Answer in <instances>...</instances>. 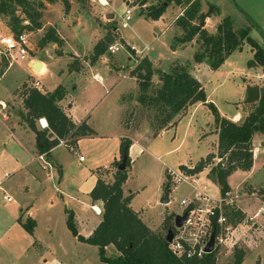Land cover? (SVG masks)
I'll return each instance as SVG.
<instances>
[{
  "label": "rangeland",
  "instance_id": "rangeland-1",
  "mask_svg": "<svg viewBox=\"0 0 264 264\" xmlns=\"http://www.w3.org/2000/svg\"><path fill=\"white\" fill-rule=\"evenodd\" d=\"M37 1L39 0H28L32 3L31 6H37ZM41 1L44 3L43 7L38 8L41 12V27L35 30H25L33 43V50L28 51L23 60H16L11 64L2 80L0 94L4 93L3 88L5 87L10 93L11 88L17 86L16 84H18L24 72L29 73L27 63L34 57L43 59H53L55 57L60 66L64 65V59L88 60L94 44L107 33L112 36L113 40L108 44L104 53L98 56L99 59L97 58L98 60L94 65L103 77L105 86H109L111 82H108L106 78L110 62L117 64L120 68L118 71L111 72V80L116 79L123 72L130 76L133 67L144 56L150 57L152 66L156 65L158 68L155 69L161 71L167 72L175 64H182L204 87L206 102H213L219 113H221L220 111L224 113L221 115L237 123H241L256 106V101L245 102L247 86L258 85L260 89L264 88V67L257 65L248 68L246 65L247 60L253 55L252 47L246 40L243 41L241 50L233 51L217 69H211L206 62L194 61V52L203 49L202 39L195 36L192 41L184 44L177 41V37L181 35L182 31L178 27L170 25V23L175 24L174 20L178 13V7H180L174 0H167L168 9H165L166 11L156 19L145 17L143 13L145 6L156 5L166 0H144L143 4L142 0H131L130 5L133 6L131 19L127 21L125 26H122V22L126 0H107L108 4L106 5L98 0H68V10L63 0H57L54 3H49L46 0ZM219 4L223 7L227 16L230 17L234 30L247 27L249 36L264 46V38L259 30L252 27L246 18L234 10L232 2L222 0ZM235 13H238V16L234 15ZM110 14L113 16L109 17ZM16 15L24 17L19 9L16 11ZM22 23H29V20L23 18ZM206 25H208L206 30L209 34L217 32L215 22H208ZM12 28L11 17L0 13V35L10 34ZM47 33H50L56 42L49 41L50 37L47 36ZM66 43L69 44L70 48ZM112 44L121 45V48L112 53L108 48ZM57 47L63 49L61 53L56 51ZM129 47L132 49H129ZM74 54L79 56L77 57ZM102 59L107 62H102ZM7 61L9 66L10 61ZM57 63H54V66ZM34 67L37 73L44 70V65L40 62ZM54 77L53 68L49 67V70L38 80L40 82L43 79L46 85L50 86L53 84ZM34 78L32 77L25 84L32 86L31 82ZM135 80L121 79L110 93L105 94L103 86L93 80L88 73L84 76L82 82L77 84L76 89H71L70 93L73 94L74 100L81 107H86L89 104L91 107L88 110L94 108L90 111V120L99 134L117 136L122 130L117 124L120 109L113 105L121 92L130 90L128 93L131 96L128 98V105L122 122L125 127L132 130L131 135L139 137L142 150L139 153L133 152L135 158L126 167L127 179L126 184H123V190L125 195L129 193V190L132 191L130 206L137 212L139 211L140 218L152 230L165 235L168 226L173 223L174 216L182 210L180 200L183 197L192 195L191 183L185 180L176 184L173 183L170 181L168 168L180 170L179 166L181 164L191 166L209 153L216 154L217 128L213 123L211 110L203 102L189 105L173 117L172 121L178 117H183L180 126L176 130H171L173 125L169 124L161 128L162 114L157 107L146 106L138 101L140 91L137 83L136 91L132 90L135 86ZM114 82L115 80H113ZM85 83L94 92L93 98L99 99L101 96L102 103L99 104L101 106L95 108L98 99L88 101L87 95L80 93L82 85ZM160 83L158 73H154L150 93ZM41 86L43 87L42 83ZM22 88L21 85V90ZM3 97L6 101L12 103L7 106V110L12 111L15 107L14 104L18 103V96L12 92ZM20 111L24 112V107ZM82 113L83 109L81 108ZM0 129L1 134L4 135L5 129L2 126H0ZM161 129H170V131L166 134L157 135L161 133ZM69 146L71 145H63L54 154L55 158H59L60 162L64 166L66 165V180L64 181L66 192L74 189L75 184L78 185L79 182L84 180V187L89 186L92 177L87 171L88 168L94 165L91 162V159H93L92 152H101L106 148H104L103 142L92 144L89 149L80 147L81 151ZM87 146H90V144H87ZM252 146L255 172L250 178L244 176L242 171H234L228 176L230 186L228 196L238 195L239 198L236 204H238L239 209L246 211L242 210L244 216L240 222H236V216L231 215L234 221L230 223L228 220L226 224L221 226L219 234L223 241L215 242L217 248L216 264H233L234 247H239L245 252L241 264H264V209L261 210L258 217L248 218L264 204L262 200L264 196V135L262 133L257 132L253 135ZM255 150L257 151L256 158H254ZM79 154L86 160L80 161ZM28 156V159L31 158L30 154ZM99 158L97 163L103 164L105 162L104 158L102 159L101 155H99ZM218 160L215 157L212 163L215 164ZM38 161L40 162L35 163L37 167L35 175L39 179L34 180L32 178L33 174L27 171L24 172L25 175L13 172L2 184L6 190L8 189L12 201L3 199V190L0 188V264H37L38 254L35 253L34 248H27V245L34 241L33 236L19 224L17 219H14V216L17 218L20 214L17 210L19 204L24 201L33 202L34 204L36 202V213L40 220L39 235L43 244L50 248L55 259L71 264H106L99 260L95 245L80 242L70 234V231V233L68 232V228L64 223V217H66L64 208L66 206L69 209L72 207L78 208V204L73 202L70 205L67 204L57 193L55 189L57 183L55 173H57V170L52 167V163H49V166H46L47 169H44L43 161ZM96 165L93 167H96ZM210 165L197 175H200L201 181L207 184L209 193L217 197L220 190L217 183L208 176ZM116 170L117 166L114 164L109 169H101L97 172L106 182H111ZM256 180L261 183H256ZM166 181H169L170 201L161 203L160 200ZM27 186L29 189H25ZM222 203L224 209H237L235 205H224V199ZM91 204H98L101 207L102 202L95 201ZM90 208L93 212L94 210L97 211L94 207V209ZM91 210L87 208V212L82 211L83 215L80 216H93L94 213ZM47 218L50 227H47ZM245 221L248 222L244 223ZM231 227L232 229L238 228L236 235H232L230 232ZM49 230H51L50 233ZM235 241H237L236 244L232 246L231 243ZM106 254L115 256L118 251L113 245H108Z\"/></svg>",
  "mask_w": 264,
  "mask_h": 264
},
{
  "label": "trees",
  "instance_id": "trees-1",
  "mask_svg": "<svg viewBox=\"0 0 264 264\" xmlns=\"http://www.w3.org/2000/svg\"><path fill=\"white\" fill-rule=\"evenodd\" d=\"M54 3L57 0H46ZM66 9L69 8V1L63 0ZM80 1V0H79ZM144 0H142V4ZM177 4H183L182 14L175 19L182 33L177 37L181 44L190 42L195 36L202 39L203 49L196 50L193 59L196 62H206L211 69H217L224 60L235 50H241L244 40L252 47L253 55L246 62L248 68L257 65L264 67V46L257 43L249 36L247 27L234 30L230 17L222 18L216 26L217 32L209 34L204 28L205 18L209 16L215 6L210 5L206 12L201 11L199 0H174ZM28 0H0V13L11 17L13 23L12 31L18 35L23 30H35L41 27V12L38 8L43 7V1H37V6H31ZM168 1H162L156 5H147L143 11L145 17L156 19L161 16ZM250 25L261 33L264 38V31L258 23L248 15L241 7ZM20 10L29 23H22L23 18L16 15ZM50 37L49 41L56 42ZM113 40L110 34L104 35L92 47L90 55L94 61L104 53L108 44ZM129 49H132L129 47ZM8 67V61L4 56H0V77ZM158 73L162 77L160 85L151 93L152 75ZM131 76L136 78L140 95L138 101L146 106H155L162 114L160 121L161 128L166 125H173V117L189 105L195 103H205L213 115V123L217 128V152L209 153L200 159L196 164L188 167L185 164L179 166L188 174H196L209 166L208 176L217 183L220 194L224 195L230 190L228 176L235 170H250L253 164L252 137L259 132L264 135V88L260 89V98L256 101L255 108L250 111L241 123H237L221 115L213 102H206V92L200 81L192 75L185 65L175 64L169 71L157 70L152 66L149 57H142L131 70ZM20 92L22 104L25 109L20 114L24 115V121L35 134V147L40 154L50 155L51 149L64 140L66 144L75 146L78 139L83 136L95 134V131L85 120L76 123L70 115L62 108L60 101L64 97V88L58 85L52 91L42 92L34 86L22 85ZM44 117L48 128L42 129L36 126L38 118ZM52 135L49 136V133ZM131 139L123 136L120 142V161L126 156V167L130 164L128 154ZM219 160L213 164V158ZM116 161L117 170L113 174V180L106 182L98 177L95 185L89 192L92 201H101V220L92 233L84 236L79 233L74 211L67 207L65 224L71 234L77 240L95 245L99 260L106 264H216L217 248L211 252L204 253L201 258H179L175 256L169 248V242L165 235L152 230L131 206L132 193L124 194L123 184L127 179V168L120 170V161ZM168 186L169 181L164 183ZM170 191V190H169ZM264 203V196L262 198ZM228 215L230 223L234 220L231 215L236 216V222H240L243 213L239 209H231L224 212ZM213 218L214 233L219 232L220 226ZM22 227L30 234L36 225L35 219L27 217L21 222ZM113 245L118 251L115 256L106 254V247ZM233 264L243 262L245 252L239 247H234Z\"/></svg>",
  "mask_w": 264,
  "mask_h": 264
},
{
  "label": "crops",
  "instance_id": "crops-1",
  "mask_svg": "<svg viewBox=\"0 0 264 264\" xmlns=\"http://www.w3.org/2000/svg\"><path fill=\"white\" fill-rule=\"evenodd\" d=\"M199 1H200V7H201L202 12H206L210 5L215 6V8H214L215 12L213 11L209 16H207L205 18V22H206L204 24L205 29H208L207 28L208 25H206L208 22H210V23L215 22V24L217 26L220 23V20L227 16V14L225 13V10L219 4V2L222 0H199ZM213 1H216V2H213ZM228 1L232 2L234 10L239 12L245 18L244 14L238 8V6L241 7L248 15H250L258 23V25L264 31V0H228ZM215 3H217V4H215ZM178 5L180 7H178L177 16L182 14L183 9H184L183 4H178ZM165 9L167 10L168 8L166 7ZM166 10H164V11H166ZM237 14L238 13H235L234 15H237ZM176 17H175V19H176ZM239 18L242 21L240 16H239ZM170 25L178 27L180 29V31H182L178 25L173 24V23H170ZM123 40L125 41L124 38H123ZM125 42L127 43V41H125ZM66 45L69 47L68 43H66ZM62 50L63 49H61V47L56 48V51L59 53H61ZM66 51L71 52L69 50H66ZM74 55L77 57L79 56L77 54H74ZM98 59H96L94 61H91V59H88V60H86V59H64V65L60 66L59 61H57V59L55 57H53V59L52 58L43 59V58H35L34 57L33 59H31L27 63V68L29 70V73L24 72V74L21 76L20 81L18 82V84H16L17 86L12 87L10 93H8L7 88L5 87V88H3L4 93L0 94L1 95L0 96V126H2V128L5 129L4 135H2L1 131H0V173H1L0 177H3L4 173H8V177L3 179L2 184L5 182L6 179H8L10 177L11 173H13V172L25 175L24 172L27 171L28 173L33 174L32 178L34 180L39 179V177L35 175L36 168H37L35 163H38L40 161H38V159L33 158L35 155L39 154L37 152L36 147H35V134L25 123L24 115L20 114V109L23 107L22 96L20 94L21 85H23L26 82H28L29 80H31L32 77L33 78L35 77L32 82L30 81L32 86H34L33 82L34 83L38 82V86L40 85V87L37 86L36 88H38L42 92L52 91L58 85H62L64 88L65 94H64L63 99L60 101V104H61L62 108L64 109V111L68 115H70L76 123L85 120L87 122V124L95 131V134H93V135L83 136V137L79 138L76 145L74 147L69 146L70 148L72 147L75 150L81 151L80 147L82 149H84V148L89 149V147H91L92 144L94 145L95 143H98V142H103L104 148L106 147L101 152H96V153L92 152L93 159H91V162H92V164H94V165L97 164V165H96V167H93L94 166L93 165L92 166L93 168L92 167L88 168L87 173L90 175V177H92V180H91V183L89 184V186L84 187V185H83V182L85 181L84 180L82 182H79L78 185L75 184L73 186L74 189L68 190L67 192L64 189V187H65L64 181L66 180V168H65L66 165L64 166V164L60 162V159L55 158V155H54L58 148L63 147V144H58L57 146L53 147L51 149L49 156L44 154V156L46 157V160L49 161V163H52V165H53L52 167H55V170H57V173H55L57 176V179H56L57 183L55 186L57 193L61 196L62 199H64V201H66L67 204L70 205V203H72V202L75 204H78L77 205L78 208L72 207L71 209L74 211L77 229H78L79 233L84 235V236L90 235L102 218V216H101L102 204H101V207H99L98 204H96V205L91 204V203H94L95 201H92L90 198V195H89V192L92 189V187L95 185L97 178L100 177L97 171L101 170V169H109L112 165H114L116 163V161H118L120 159V142H121V137H123V136H126V137L131 139V145L129 146V151H128V154L130 157V163L135 158V155L133 152L139 153L142 150V146L140 145L141 140L139 139V137L131 135L132 130L130 128L125 127V125L122 122L125 110L127 109L128 98H130V96H131L128 93L130 90L128 92H121L120 96L117 98L116 102L113 105V106H116L118 109H120L119 110L120 111L119 117L117 119V124L122 129L119 135H117V136L115 135L116 137L114 135L113 136L112 135L111 136H103V135L99 134L96 131V129L94 128V126L91 124V120H90V117H91L90 111L93 110L94 108H91L90 110H88L89 107H91V106H89V104L86 105V107H81L78 104V102H76V100H74L73 94L71 95V93H70L71 89H76L77 84L81 83L84 76L88 73L90 74V76L92 77L93 80H95L101 86H103V88L105 89V94L110 93L111 90L113 89V87L115 85H117L121 79L135 80L134 76H131V75L128 76V74H126V72H123L120 76L118 75L116 79L113 78L111 80V77H112L111 72L112 71H118V69H120V68L117 66V64H114V63L112 64V62H110V65L108 66V69H107L106 78H107L108 82H110V81L111 82H110L109 86H107V85L105 86L104 85L105 81H104L103 77L99 74L98 70L94 66ZM103 61L105 63L107 62L104 59H102V62ZM38 62H40V63H42V65H44V70L40 73H37L35 70V67H34ZM52 62H53V66H52ZM54 63H57L58 66L56 64L54 66ZM10 66L11 65H9L6 68L5 72L0 77V88L2 86V80H3L6 72L10 68ZM153 66H154V68H158L156 65H153ZM49 67L53 68L55 77H54L53 84L50 86H47L43 79L40 82L38 79H40L41 76L49 70ZM159 79L161 81L162 77L159 76ZM113 80H115L114 83H113ZM41 83L43 84V87L41 86ZM136 83L137 82L135 80V82H134L135 86L132 88V90L136 91V89H137ZM132 90H131V92H133ZM12 92L18 96V103H16V104L13 103L15 105V107L12 109V111H8L7 106L9 104H12V103L6 101L3 96H8ZM80 93L87 95L88 101L98 99V98H93L94 92L89 89V86L86 83L82 85ZM101 103H102V100H101V96H100L97 104H95V108L98 106H101V105H99ZM81 108L83 109L82 114H81ZM220 112H221L220 114H224L222 111H220ZM182 119H183V117H181V118L178 117L177 119H175V123L173 124V127L171 128V130H176V128L178 126H180V121ZM36 126L38 128L40 127L38 124V121H36ZM161 130H162L161 133H159L157 135L166 134L168 131H170V129H161ZM87 144H90V146H87ZM66 145H68V144H66ZM138 145H140V146H138ZM97 153H99V155H101L102 159L104 158L105 162L103 164L97 163L98 159H100L99 155H97ZM28 154H30V156H31V158H29V159H28V157H29ZM79 155H81V154H79ZM256 155H257V151L255 150L254 151V158H256ZM85 160H86V158H84L83 160H80V161H85ZM188 166H190V165H188ZM44 169H47V167ZM255 170H256V167L253 163V166L251 167L250 170L244 171V170L238 169L235 171L236 172L242 171V173H244V176H247L250 178V176L253 174V172H255ZM50 177L53 178L52 175H50ZM198 177H200V175H198ZM101 178H103V177H101ZM200 181H201V177H200ZM255 182L261 183L257 180ZM2 184H1L0 188L3 190V193H7L8 195H10V193L8 192V189L6 190ZM25 189H29V187L27 186ZM207 190H208V186H207ZM129 193H132V191L129 190ZM10 201H12V199ZM34 201H36V200H34ZM97 201H99V200H97ZM169 201H170V199H169ZM237 201H238V199H237ZM36 206H37L36 202L34 204L33 202L29 203L28 201H24V202L19 204L18 209H17L20 214H18L17 218H15L16 216H14V219L15 220L17 219L19 224H21V222H24L27 219V217H31V218L35 219V221H36V225L33 228V233L31 234L34 238V241L30 245L29 244L27 245L28 249L34 248L35 253L38 254L36 263L37 264H71L70 262L55 259L53 257V254L51 253L50 248L48 246H46L45 244H43L42 238L39 235L40 220L37 217ZM237 206H238V204H237ZM90 207H92V209L99 208V210H97V212L94 210V212H93ZM87 208L90 209L94 213V215L90 216V217L88 215L81 217L83 215V212H87L86 211ZM263 209H264V204H262L261 207L254 214L252 213L253 215H251L248 218L254 219V218L258 217L261 210H263ZM242 210L244 212L246 211L244 209H242ZM249 214H251V213L249 212ZM79 217H81V218H79ZM65 218L66 217H64V219ZM46 222H47V227H50L48 218L46 219ZM247 222L248 221H245L244 223H247ZM237 229L238 228L231 230L232 235H236ZM50 232H51V230H49V233ZM68 232H69V230H68ZM236 242L237 241H235L234 243H231L232 246L234 244H236Z\"/></svg>",
  "mask_w": 264,
  "mask_h": 264
},
{
  "label": "built area",
  "instance_id": "built-area-1",
  "mask_svg": "<svg viewBox=\"0 0 264 264\" xmlns=\"http://www.w3.org/2000/svg\"><path fill=\"white\" fill-rule=\"evenodd\" d=\"M98 1L103 4L102 0ZM105 1L106 4H108L107 0ZM130 4L131 0H126L122 26L127 25V21L131 19V10L133 9V6ZM108 48L112 53H115L121 48V45L112 44ZM32 50L33 43L29 39V34L25 30L20 32L18 35H15L13 32L6 35H0V56H4L7 60H9L10 65L16 60H23L27 52ZM34 86L37 87L38 82H35ZM37 121L40 128H48L47 121L44 117L38 118ZM59 144L66 145V142L64 140H60ZM33 158L43 161L44 168L49 166V162L45 159L44 154L39 153ZM78 158L79 160L84 159L82 155H79ZM168 174L170 175V181L173 183L176 184L185 180L190 182V186L192 187V195L183 197L180 200L182 210L178 214H185V218L180 226H176L172 223L173 236L171 241H169V248L172 253L179 258H201L204 253H207L205 251V247L209 241L210 235L214 232L213 218L216 216V210L218 209L216 222L220 226V229L223 224L228 222V220L230 222L228 215L224 212L227 210L230 211L231 209H224L222 200L224 199L225 201L224 205H235V207L239 209L236 204L239 196L234 195L229 197L228 194L230 192L227 191L224 195L219 194V196L214 197L207 190V185L200 181L197 173L188 174L182 169L174 170L169 167ZM6 177H8V173H4L3 177H0V186L3 179ZM3 198L7 201L12 199V197L7 193H3ZM225 227L227 228V226ZM219 232L215 234L216 243L223 241ZM214 248H216L215 243Z\"/></svg>",
  "mask_w": 264,
  "mask_h": 264
},
{
  "label": "water",
  "instance_id": "water-1",
  "mask_svg": "<svg viewBox=\"0 0 264 264\" xmlns=\"http://www.w3.org/2000/svg\"><path fill=\"white\" fill-rule=\"evenodd\" d=\"M113 15L110 14L109 17H112ZM39 63V62H38ZM260 98V88L258 85H253L247 86V98L245 99V102L247 103H251L254 101L259 100ZM52 135V132L49 133V136ZM126 167V156H124L120 162V165L118 166V169L123 170ZM161 203H168L169 202V188L168 186L164 187V192L163 195L161 197L160 200ZM185 218V214L184 215H179L176 214L174 216V220L173 223L176 226H180L183 219ZM173 224H170L166 230V234H165V239L169 242L172 239L173 236V229H172ZM214 243H215V233L212 232V234L210 235L209 241L205 247V251L206 252H211L214 249Z\"/></svg>",
  "mask_w": 264,
  "mask_h": 264
},
{
  "label": "bare ground",
  "instance_id": "bare-ground-1",
  "mask_svg": "<svg viewBox=\"0 0 264 264\" xmlns=\"http://www.w3.org/2000/svg\"><path fill=\"white\" fill-rule=\"evenodd\" d=\"M103 1V4H106V1L105 0H102ZM97 210H99V208H96Z\"/></svg>",
  "mask_w": 264,
  "mask_h": 264
}]
</instances>
